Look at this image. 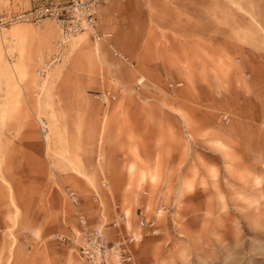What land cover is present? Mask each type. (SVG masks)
Here are the masks:
<instances>
[{"label": "rangeland", "instance_id": "obj_1", "mask_svg": "<svg viewBox=\"0 0 264 264\" xmlns=\"http://www.w3.org/2000/svg\"><path fill=\"white\" fill-rule=\"evenodd\" d=\"M40 1L0 0V264H93L79 214L109 264H264V0H109L46 69Z\"/></svg>", "mask_w": 264, "mask_h": 264}, {"label": "built area", "instance_id": "obj_2", "mask_svg": "<svg viewBox=\"0 0 264 264\" xmlns=\"http://www.w3.org/2000/svg\"><path fill=\"white\" fill-rule=\"evenodd\" d=\"M109 0H42L31 7L30 10L18 16H12L9 22L16 20H26L38 23L43 18L52 19L59 25L61 38L57 42V51L52 54L49 61L43 62V67L48 68L52 63L61 61L64 57L61 48L67 36L76 34L84 29L83 22L93 29L95 16L94 8L97 5L108 2ZM2 24V21H0ZM41 72V71H40ZM43 73V72H42ZM43 75V74H42ZM79 222L83 227L82 242L79 246L81 254L93 264H109L108 254L114 251L122 261L131 259L129 249L125 242H118L114 246L107 248L101 243L97 231H88L85 228V220L82 214L78 215ZM140 225H145L140 220ZM132 240V239H130Z\"/></svg>", "mask_w": 264, "mask_h": 264}, {"label": "bare ground", "instance_id": "obj_3", "mask_svg": "<svg viewBox=\"0 0 264 264\" xmlns=\"http://www.w3.org/2000/svg\"><path fill=\"white\" fill-rule=\"evenodd\" d=\"M19 21H25V20H16V21H13V23H15V22H19ZM12 23V22H11ZM72 35H74V34H72ZM60 37H61V34H60ZM73 37H75V36H73ZM66 39V38H65ZM57 49V48H56ZM41 78H42V76H41Z\"/></svg>", "mask_w": 264, "mask_h": 264}, {"label": "crops", "instance_id": "obj_4", "mask_svg": "<svg viewBox=\"0 0 264 264\" xmlns=\"http://www.w3.org/2000/svg\"><path fill=\"white\" fill-rule=\"evenodd\" d=\"M55 133V130H54V132H53V134Z\"/></svg>", "mask_w": 264, "mask_h": 264}]
</instances>
